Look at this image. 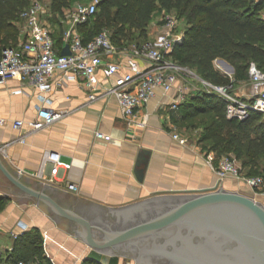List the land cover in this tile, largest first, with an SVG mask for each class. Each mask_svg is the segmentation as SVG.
<instances>
[{
  "label": "crops",
  "instance_id": "crops-1",
  "mask_svg": "<svg viewBox=\"0 0 264 264\" xmlns=\"http://www.w3.org/2000/svg\"><path fill=\"white\" fill-rule=\"evenodd\" d=\"M159 16L161 18L162 14ZM160 18L155 16L150 21L147 39L161 33ZM45 22L58 50L66 24L61 21L63 27L60 29L56 23ZM120 48L126 49L128 44ZM118 58L125 62L131 57L127 53ZM132 59L145 65L142 60ZM96 77L104 87L115 80L114 77L106 80L102 70L97 71ZM51 83L50 90L44 93L20 80L0 83V120H3L0 124V155L14 171L23 170L22 175L29 179L108 207L123 206L156 195L220 187L205 164L200 146L190 140L186 145H180L172 139L168 130L169 115L159 108L164 101L159 91L140 109L136 118L128 121L113 97L99 94L90 101L79 82ZM250 86V89H240L233 95L246 99L261 89L258 84L251 83ZM40 106L64 114L36 132L26 124L13 128L14 120L34 119ZM145 114L147 121L141 126ZM96 130L109 135L110 139L96 138L93 135ZM44 151L58 152L61 164H70V168L60 166L55 175H50V165L43 164ZM221 187L248 192V196L257 195L241 181L231 178L225 179ZM0 196L7 198L0 210V264L5 253L11 250L15 239L12 234L18 236L33 229L41 235L44 254L51 264H80L84 260L87 246L58 227L34 203L17 204L1 190Z\"/></svg>",
  "mask_w": 264,
  "mask_h": 264
},
{
  "label": "built area",
  "instance_id": "built-area-1",
  "mask_svg": "<svg viewBox=\"0 0 264 264\" xmlns=\"http://www.w3.org/2000/svg\"><path fill=\"white\" fill-rule=\"evenodd\" d=\"M98 1L76 2L64 11L66 27L62 32L61 46L57 50L51 30L44 19L47 8L40 1L32 0L19 13L22 25L19 42L15 47H4L1 50L0 83L20 80L44 93L50 90L52 81L60 85L65 82H79L86 89L90 101L95 100L99 94L113 97L122 116L128 121L136 118L140 109L159 91L164 100L159 108L169 115L168 130L171 137L180 145H186L188 139L179 133L177 123L173 121L180 118L178 105L185 100L193 87L179 79L183 67L170 58L175 44L180 43L182 38V34L175 30L177 18L170 14L162 15L160 20L163 29L160 34L139 44L132 43L126 49H119L111 41L110 33L106 29L85 42L78 27L94 16ZM65 45L68 46L69 53L62 55L60 49ZM127 53H130L131 58L121 62L118 57ZM132 58L142 60L145 65L141 66ZM99 70H102L106 80L114 77L112 85L104 87L99 84L96 77ZM248 79L254 85H261V89L243 99L233 95L227 86L215 85L197 77L201 87L208 92H215L225 100L227 118L243 120L251 111H256L264 120V73L254 63L249 64ZM63 114L62 111L40 106L34 119L14 120L12 126L20 128L26 124L32 132H36L59 120ZM146 121L145 114L140 125L144 126ZM1 123L3 120H0ZM93 135L105 141L110 139L109 135L99 130L94 131ZM203 157L205 164L215 175L217 186L231 178L241 181L255 193L264 194V174L246 176L234 155H221L215 160L214 153L208 152L203 153ZM45 163L50 165V175H55L60 166L64 169L70 168V164H61L60 154L54 151H44L43 164ZM16 171L21 175L24 173L20 169ZM69 187L74 188L71 184ZM16 236L12 234L13 238ZM12 264L28 263L17 261Z\"/></svg>",
  "mask_w": 264,
  "mask_h": 264
},
{
  "label": "trees",
  "instance_id": "trees-1",
  "mask_svg": "<svg viewBox=\"0 0 264 264\" xmlns=\"http://www.w3.org/2000/svg\"><path fill=\"white\" fill-rule=\"evenodd\" d=\"M88 1L50 0V21L61 29L64 11L76 2ZM27 6L25 0H0V53L4 47H15L19 42L17 29L6 21L15 13L19 17L20 11ZM169 12L183 17L185 23L183 40L175 44L170 54L174 63L193 68L201 80L227 86L229 91L234 81L248 79L250 63L264 73V0H99L94 16L78 30L85 42L106 29L116 46L139 44L147 40L152 18ZM218 59L233 66V78L214 69L213 62ZM225 104L222 97L200 85L178 105L180 118L173 121L181 124L191 121L194 127L196 122L192 123L197 120L201 133L196 143L204 153H214L215 160L221 155L232 154L246 176L264 174L261 114L251 111L243 120L229 119L225 115ZM6 201V197L0 196V210ZM17 261L51 264L44 254L38 230L18 234L2 264ZM80 264L98 263L84 259Z\"/></svg>",
  "mask_w": 264,
  "mask_h": 264
},
{
  "label": "water",
  "instance_id": "water-1",
  "mask_svg": "<svg viewBox=\"0 0 264 264\" xmlns=\"http://www.w3.org/2000/svg\"><path fill=\"white\" fill-rule=\"evenodd\" d=\"M0 190L34 203L98 264H264V205L221 184L108 207L29 179L0 155Z\"/></svg>",
  "mask_w": 264,
  "mask_h": 264
},
{
  "label": "rangeland",
  "instance_id": "rangeland-1",
  "mask_svg": "<svg viewBox=\"0 0 264 264\" xmlns=\"http://www.w3.org/2000/svg\"><path fill=\"white\" fill-rule=\"evenodd\" d=\"M32 0H25V4L26 6L31 2ZM41 3H43L45 5V7L47 8V12L45 14V21L49 22L50 24L52 23L50 20V13H49V3L50 0H38ZM10 4H7L6 6L9 7ZM167 14H170L172 16H175L177 18V24H176V32L177 33H181L182 34V38L181 41L183 40V30L185 29V23H184V18H178L176 16V14L174 12H169ZM160 18V16H158ZM8 24H10L11 26H13V28H16L18 33L20 34V38L22 36V25H21V21L18 17V15L16 16V13L6 21ZM19 38V40H20ZM183 67V70L179 73V79L183 82V83H187L189 85V83L193 86L191 89V93L196 91L198 88H200V81L197 80V74L195 72V70L191 67ZM213 67L215 70H217L219 73L223 74L224 76H229L230 78H233L234 75V68L233 66L228 63L225 60H215L213 62ZM197 76V77H196ZM199 78V77H198ZM250 81L249 79L245 80V81H234V85L231 88V93L232 94H236L238 90L243 89V90H248L251 88L250 86ZM242 90V91H243ZM189 92V93H190ZM200 118V117H199ZM190 123H188V121H184V123H178L177 127L179 130V133L183 136H185L188 140L193 141L194 143L197 142L198 137L201 133V126L198 124V121L195 120L193 121L192 124H194V122H196V126L194 125L191 126V121H189ZM242 194L248 195V192H244V191H239ZM251 195V196H250ZM249 196L252 197L254 199H256L257 201L261 202L264 205V194L263 193H257V195L254 194H250ZM89 252V249L88 251ZM118 264H134L133 261L130 260H122L121 258L118 260Z\"/></svg>",
  "mask_w": 264,
  "mask_h": 264
}]
</instances>
